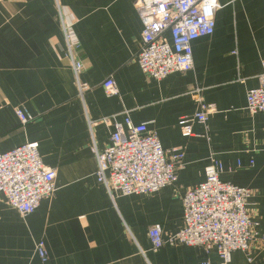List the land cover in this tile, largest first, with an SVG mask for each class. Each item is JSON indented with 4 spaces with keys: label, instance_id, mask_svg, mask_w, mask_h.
Segmentation results:
<instances>
[{
    "label": "crops",
    "instance_id": "0c3cea01",
    "mask_svg": "<svg viewBox=\"0 0 264 264\" xmlns=\"http://www.w3.org/2000/svg\"><path fill=\"white\" fill-rule=\"evenodd\" d=\"M134 1L0 0V152L36 142L58 173L54 197L32 214L0 198V264H223L216 249L154 251L149 237L155 225L166 235L181 230L183 197L206 179L213 159L223 181L253 190L249 208L259 222L250 253L235 251L228 264H264V113L247 108L264 71V0H219L214 33L193 41L192 71L161 80L139 66L144 24ZM65 24L79 42L78 75ZM111 76L120 90L112 96L103 87ZM79 81L88 86L83 95ZM200 100L217 111L185 136L180 119L193 118ZM17 107L34 117L28 125ZM127 116L154 130L166 150L183 153L175 183L111 196L99 181L93 146L104 150L113 123Z\"/></svg>",
    "mask_w": 264,
    "mask_h": 264
},
{
    "label": "built area",
    "instance_id": "2783aa9c",
    "mask_svg": "<svg viewBox=\"0 0 264 264\" xmlns=\"http://www.w3.org/2000/svg\"><path fill=\"white\" fill-rule=\"evenodd\" d=\"M134 5L144 24V44L138 53L141 70L156 80L177 71H192L193 41L214 33L216 12L221 7L219 0H135ZM64 32L78 75L83 63L73 52L79 42L72 25L65 24ZM103 87L110 96L120 93L112 76L104 81ZM78 89L83 95L88 86L79 81ZM247 102L250 113H264V71L259 86L248 91ZM216 111L215 103L200 100L193 118L180 119L184 135L193 134L195 120L206 123ZM16 112L23 125L34 119L21 107ZM103 122L111 124L109 118ZM113 125L110 144L104 150L93 146L98 179L111 196L156 193L178 180L183 153L166 150L154 130L147 124H135L130 116L125 118V123ZM206 169V179L188 189L183 197L181 230L166 235L155 225L150 228L149 237L154 251L167 244L202 246L208 251L216 249L223 264H228L235 251L249 254L253 243L260 238L259 222L249 208L253 190L223 181L222 164L215 159ZM57 175L56 169L45 165L36 142L0 152V198L23 215L32 214L42 200L54 197ZM37 251L47 261L44 242L38 244Z\"/></svg>",
    "mask_w": 264,
    "mask_h": 264
},
{
    "label": "clouds",
    "instance_id": "9594fccd",
    "mask_svg": "<svg viewBox=\"0 0 264 264\" xmlns=\"http://www.w3.org/2000/svg\"><path fill=\"white\" fill-rule=\"evenodd\" d=\"M212 6H215V5H210V7H212Z\"/></svg>",
    "mask_w": 264,
    "mask_h": 264
}]
</instances>
